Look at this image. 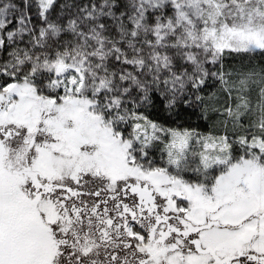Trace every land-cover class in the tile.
<instances>
[{
	"label": "snow or ice",
	"instance_id": "6c2138e0",
	"mask_svg": "<svg viewBox=\"0 0 264 264\" xmlns=\"http://www.w3.org/2000/svg\"><path fill=\"white\" fill-rule=\"evenodd\" d=\"M0 264H264V0H0Z\"/></svg>",
	"mask_w": 264,
	"mask_h": 264
}]
</instances>
